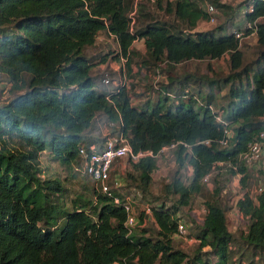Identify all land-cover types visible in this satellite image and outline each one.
<instances>
[{
    "label": "trees",
    "instance_id": "16d2710c",
    "mask_svg": "<svg viewBox=\"0 0 264 264\" xmlns=\"http://www.w3.org/2000/svg\"><path fill=\"white\" fill-rule=\"evenodd\" d=\"M250 1L241 2L248 23L243 32L254 30L257 54L243 64L236 24L235 30L221 24L219 30L189 31L209 18L191 0H165L166 9L187 27L185 32L154 19L132 29L126 0H0V74L10 82L11 93L0 102V264H228L234 238L216 182L212 198L204 203L194 252L174 248L171 236L175 213L199 190L201 177L216 161L229 162L230 174L243 176L250 170L238 156L264 128V22L257 21L264 16V2L253 0L248 10ZM101 30L114 36L122 55L141 38L150 62L164 60L165 90L154 102L133 105L121 86L105 90L96 83L92 58L84 49ZM222 54L228 55L227 73L213 79L194 76L206 86L212 81L227 86L222 111L213 109L210 90L196 106L187 91L170 86L173 78L191 76H172L174 64ZM170 90L180 97L166 104ZM214 113L231 130L224 144L218 140L225 127ZM97 115L118 122V131L134 151L155 152L178 141L172 149L176 167L163 185L171 201L150 205L152 227L141 226V210L126 233L124 209L95 186L91 197L76 196L69 208L50 204V195L62 185L39 176L38 153L47 147L59 162L77 163L79 146L92 143L86 131ZM235 161L240 162L237 168ZM131 163L137 176L128 174L127 185H132L133 196L138 192L143 198L155 159L145 155ZM184 165L190 168L186 182L179 173ZM117 180L112 191L125 196ZM235 205L246 219L238 239L264 253V187L254 198L245 190Z\"/></svg>",
    "mask_w": 264,
    "mask_h": 264
},
{
    "label": "rangeland",
    "instance_id": "374dc122",
    "mask_svg": "<svg viewBox=\"0 0 264 264\" xmlns=\"http://www.w3.org/2000/svg\"><path fill=\"white\" fill-rule=\"evenodd\" d=\"M191 1L206 11L207 14H211L212 19L199 20L196 26L189 29V31L219 30L218 26L221 24L230 27L231 30L239 28L238 30L242 32L238 38L239 48L242 51V63H247L256 57L257 43L254 30L248 33L243 32V28L248 26L242 15L243 3L241 2L244 0ZM126 4L132 29L135 25L139 26L154 19L176 25L184 32L188 31L185 24L166 9L165 0H160V4L155 0H126ZM208 6L212 7L211 13H208ZM257 21L264 22V16L259 17ZM84 53L92 58L91 73L95 76L96 83L105 90H112L121 86L128 94L133 105H138L144 101L152 103L159 94H162L161 91L165 90L163 87L166 82L165 62L164 60L150 62L151 60L146 56L141 38L134 39L129 47L128 54L122 55L118 50L114 36L101 30L95 35L94 43L84 49ZM170 69L172 71L171 75L174 72L172 76H181L185 72L191 74L190 77L173 78L174 81L170 84L172 89L177 88L178 90L187 91L189 93L187 96L192 95L194 97V105L196 106L203 104L202 95L210 90L213 109L221 110L219 108L224 104L223 93L226 91L227 86L221 82L215 83L213 81L206 86L203 82L196 80L194 76L207 77L208 79L221 77L228 71L227 54L203 60H184L174 64ZM104 78H107L108 81L104 82ZM176 92L170 90L172 97L169 96L166 104L169 101L174 102L180 97V95L175 96ZM10 95V82L4 75L0 74V102L5 101ZM118 128V122H111L104 116L97 115L86 134L94 139V141L91 139L90 142L98 146L102 144L105 137L115 134ZM36 159L39 176L41 178L58 179L62 185L60 192L50 195L52 207L61 205L69 208L74 197L89 198L92 196L94 182L84 172L81 159L77 163H61L52 156L47 147L38 153ZM239 163L235 161V168L238 167ZM175 167L172 149L159 154L151 173L149 193L143 195V198L138 197V192L133 196L132 185H127L129 182L127 175L131 174L136 177L137 171L132 163L126 159H118L113 162L109 173L110 182L114 178H120L122 187H119L118 190H122L125 196L133 201L135 210L139 211L146 204L150 206L157 204L159 201H171L170 195L165 192L163 185L168 181ZM228 170H221L222 172L212 170L209 180L205 183L201 182L199 190L192 193L189 202L178 210L186 225V236L180 238L173 234L171 236L172 246L187 252L189 255L194 252L197 245L195 235L200 224V218L204 213V203L212 198V190L217 183L220 185L217 198L220 205L225 208L227 226L232 231L235 239L228 246L230 255L227 263L244 264L250 262V264H264V253L262 251L248 248L238 239L237 236L244 229L246 219L238 211H235L236 206L234 204L236 195L239 193L248 190L249 193L254 194V190L258 185L264 187V172L248 169V175L242 176L241 173L230 174L226 172ZM179 173L183 181L186 182L190 175L189 166L184 165L179 169ZM155 195L156 197L152 198ZM152 221L151 215L144 214L141 226L152 227ZM51 222L59 224L60 220L52 218ZM207 248L205 246L203 249Z\"/></svg>",
    "mask_w": 264,
    "mask_h": 264
},
{
    "label": "built area",
    "instance_id": "2783aa9c",
    "mask_svg": "<svg viewBox=\"0 0 264 264\" xmlns=\"http://www.w3.org/2000/svg\"><path fill=\"white\" fill-rule=\"evenodd\" d=\"M252 1L253 0L247 3L246 9H251ZM262 1L264 2V0ZM211 10L212 7L208 6V13H211ZM209 19H212L211 14H209ZM240 34H242L241 31H234L235 37L239 38ZM103 81L107 82L108 79L104 78ZM214 118L217 122L221 123L225 127L226 121L223 120V118L218 113H214ZM223 132V137L218 140L219 144H224L226 138L231 135V130L229 128L225 127L223 129ZM204 142L208 143L209 141L206 139L204 140ZM177 143L178 141H174L166 145H162L155 152H153L151 149L134 151L128 143L124 134L121 131H118L115 134L105 137L100 146H97L93 143L89 144L87 148H85L84 145L79 146L78 153L80 155L81 161L83 162L82 168L84 172L90 176V178L94 182V186L98 188L99 191L103 192L104 194L110 197L113 204L121 206L124 209L125 218L123 224L125 225L126 233H129L131 231V226L135 224L137 216L139 215L141 210L145 214L150 215V206L146 204L139 211H136L133 205V201L131 199H129L127 196H121L116 191H112L113 188H117V186L119 185L117 178H114L110 182L109 173L113 162L118 159H126L130 162H135L138 160V158L145 155L151 156L156 160V157L159 154L167 150L173 149ZM238 157L242 164L250 168V170L264 172V128L260 129L255 134V136L247 142L245 149L239 154ZM231 166L232 165L229 162L221 160L216 161L212 165V168L208 172L203 174V176L201 177V182L205 183L209 180L210 173L212 170L215 169L216 171L222 172L221 170L225 171L226 169H230ZM261 190L262 186L258 185L254 190V194L249 193L248 190L247 191L248 194L252 198H254L255 194L260 192ZM241 194L242 193L236 195V199L240 197ZM236 199L234 200V204ZM203 211L205 212V207L203 208ZM235 211H238L237 207L235 208ZM175 215L177 216V222L174 235L180 238H185V222L180 217L178 211L175 213ZM201 218L199 222H201Z\"/></svg>",
    "mask_w": 264,
    "mask_h": 264
},
{
    "label": "crops",
    "instance_id": "0c3cea01",
    "mask_svg": "<svg viewBox=\"0 0 264 264\" xmlns=\"http://www.w3.org/2000/svg\"><path fill=\"white\" fill-rule=\"evenodd\" d=\"M197 23H198V21H197ZM197 23H196V24H197ZM195 26H196V25H195ZM240 215H241V214H240ZM228 228H229V227H228ZM229 230H230V229H229Z\"/></svg>",
    "mask_w": 264,
    "mask_h": 264
}]
</instances>
